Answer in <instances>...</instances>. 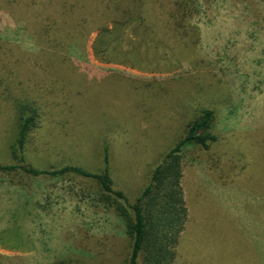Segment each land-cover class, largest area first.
Here are the masks:
<instances>
[{
    "label": "rangeland",
    "instance_id": "obj_1",
    "mask_svg": "<svg viewBox=\"0 0 264 264\" xmlns=\"http://www.w3.org/2000/svg\"><path fill=\"white\" fill-rule=\"evenodd\" d=\"M115 24L130 26L121 48H140L147 68L95 56ZM21 106L38 121L32 167L98 173L108 143L131 203L185 124L217 108L219 142L184 156L189 216L174 264H264V0H0L4 165ZM130 251L92 181L0 173V264H129Z\"/></svg>",
    "mask_w": 264,
    "mask_h": 264
},
{
    "label": "trees",
    "instance_id": "obj_2",
    "mask_svg": "<svg viewBox=\"0 0 264 264\" xmlns=\"http://www.w3.org/2000/svg\"><path fill=\"white\" fill-rule=\"evenodd\" d=\"M142 21L137 28H142ZM129 27L128 24H115L112 29L101 31L94 41V54L107 64H131L132 67L145 69L147 66L140 48L129 53H124L121 48L122 37ZM144 31L148 35L147 29ZM218 114L217 108H205L185 124L184 134L176 146L155 165L150 172L149 183L144 184L133 203L115 185L108 143H105L103 150L104 166L98 173L72 165L55 170L32 167L24 154L27 139L38 121L36 112L29 106L20 108L19 135L12 147L13 162L8 165L0 163V173L13 179L21 173L33 178H83L92 181L98 201L115 211L130 240L129 264H174L180 236L185 231L189 216L183 189L184 156L192 148L206 153L212 151L220 140L217 134Z\"/></svg>",
    "mask_w": 264,
    "mask_h": 264
},
{
    "label": "crops",
    "instance_id": "obj_3",
    "mask_svg": "<svg viewBox=\"0 0 264 264\" xmlns=\"http://www.w3.org/2000/svg\"><path fill=\"white\" fill-rule=\"evenodd\" d=\"M4 249H6V248H4ZM7 250V249H6ZM16 251L18 250V248L17 249H15ZM25 250H29L28 248L26 249V248H24V247H21L20 249H19V252H23V251H25Z\"/></svg>",
    "mask_w": 264,
    "mask_h": 264
}]
</instances>
